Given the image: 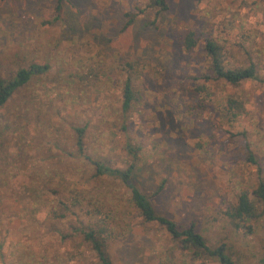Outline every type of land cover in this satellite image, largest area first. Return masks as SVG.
Listing matches in <instances>:
<instances>
[{"label":"rangeland","instance_id":"1","mask_svg":"<svg viewBox=\"0 0 264 264\" xmlns=\"http://www.w3.org/2000/svg\"><path fill=\"white\" fill-rule=\"evenodd\" d=\"M167 3L63 0L57 11V0H0V76L47 66L0 109V264H100L83 230L102 227L113 264H221L183 252L85 156L134 163V183L151 196L163 180L152 196L160 214L194 224L236 264H264L263 201L255 218L229 214L264 182V0ZM128 13H139L131 25ZM207 38L229 50L227 67L254 63L261 81L200 78ZM76 128L85 129L82 156Z\"/></svg>","mask_w":264,"mask_h":264},{"label":"trees","instance_id":"2","mask_svg":"<svg viewBox=\"0 0 264 264\" xmlns=\"http://www.w3.org/2000/svg\"><path fill=\"white\" fill-rule=\"evenodd\" d=\"M63 0H57V11L60 10ZM159 7L161 10L168 9L167 0H152V5ZM139 13H128L127 25H131L135 22ZM198 45V39L196 32L192 29L187 30L183 37V46L186 50L192 51ZM204 50L206 56L210 60L209 71L202 73L200 78L209 80L223 79L232 85H238L245 80H259L257 66L251 63L244 68H229L226 66L228 59V52L225 47L219 44L213 38H207L204 44ZM47 69V66L32 65L29 68H20L16 74L10 78L5 79L0 76V109L3 108L6 103L11 99L13 94L26 85L36 73H43ZM199 91H205V87H197ZM123 102L122 109L128 111L134 101V91L130 81H126L123 90ZM242 105V103H241ZM240 108V105H239ZM78 133L77 138V150L79 154L84 155V142L83 134L84 128H76ZM129 151L133 155V158H137L139 147L135 145H129ZM95 166L94 176L101 179L105 177H111L114 181L118 182L117 185H124L130 189V201L134 207L139 211L140 215L147 222H156L163 226L173 240L176 241L178 247L188 254H191V258L194 256H206L217 259L221 264H236L235 261L227 253L226 246L224 244L217 247H211L205 238V236L197 230L194 224L188 226H182L174 219L160 214L153 201L152 196H156L162 192L164 188V181L162 180L158 188L151 195H148L141 190L133 181L132 176L135 173L136 166L134 163L130 164L128 168L121 169L117 167L108 166L100 161L94 160L85 156ZM249 160L255 162V158L252 153L249 156ZM254 198H252L249 192H242L238 197V203L231 206L230 216L235 219H251L257 217L259 214L258 205L256 200L263 201L264 203V182L259 183L258 187L253 191ZM79 199L74 200V204H79ZM64 203V202H63ZM68 209L67 205L64 207ZM65 213H61L60 217H65ZM105 227L95 229L91 228L87 231L83 230L85 239L90 243L92 249L96 252L100 264H113L111 256L108 252L107 237L104 234ZM67 235H63L66 237Z\"/></svg>","mask_w":264,"mask_h":264}]
</instances>
